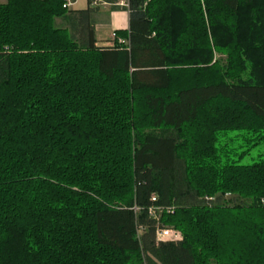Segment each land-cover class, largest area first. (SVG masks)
Segmentation results:
<instances>
[{"label": "trees", "instance_id": "16d2710c", "mask_svg": "<svg viewBox=\"0 0 264 264\" xmlns=\"http://www.w3.org/2000/svg\"><path fill=\"white\" fill-rule=\"evenodd\" d=\"M91 2L0 3V264H264V160L228 148L264 142V0H128L104 47Z\"/></svg>", "mask_w": 264, "mask_h": 264}, {"label": "rangeland", "instance_id": "374dc122", "mask_svg": "<svg viewBox=\"0 0 264 264\" xmlns=\"http://www.w3.org/2000/svg\"><path fill=\"white\" fill-rule=\"evenodd\" d=\"M6 1L7 0H5L3 3H5ZM102 1L105 2V0H102ZM127 1L128 0L119 1V2H121L120 6H122L124 4L127 5ZM86 6H87V0H75V3L73 4V7L76 8V9H84ZM102 6H104V5H102ZM120 6L118 5V7H120ZM54 24H55L56 27H60V28H63V29H65V28L67 29V26H68V23L62 17H55L54 18ZM111 40H112V43H111L112 45H114V44H127L128 43V40H127L126 36H124V35L121 36V35H118L117 33H116L115 36L111 35ZM4 49L5 50H12V47L10 45H5ZM215 56L217 58L222 59L223 62H225V60H226V55L225 54H221V55L215 54ZM241 76L243 77V79H249L250 78V69H249V67H247V70ZM228 139L229 138L224 137L222 142H227ZM230 147L232 149H234V150H231V151L235 152V154H233L232 157H231L232 161H234L235 163H238V164H250L253 161H256L258 159H263L264 160V142H261V143L255 145V146H251L250 148H247L246 145L241 144V138H239L238 140H235L232 143L228 142V148L230 149ZM246 149H248V152H245L243 154H239V152L241 150H246ZM153 196H155L156 199H158L157 198V194L155 192H153L151 194V197H153ZM229 197H230V195L227 194L226 198H229ZM156 202H157V200L155 202H152L153 206H151V207L155 209V213H156L159 225L160 226H164V227H168V228L172 229L174 232H177L178 233L177 234L178 237L182 240L183 239V233L179 229H177V228H175L173 226H170V225H164L162 223V220H161V218L163 217L164 214L172 213L173 209H171L172 211L170 212L169 209L162 208L161 205L156 204ZM261 202L264 203V199L263 198L261 199Z\"/></svg>", "mask_w": 264, "mask_h": 264}, {"label": "crops", "instance_id": "0c3cea01", "mask_svg": "<svg viewBox=\"0 0 264 264\" xmlns=\"http://www.w3.org/2000/svg\"><path fill=\"white\" fill-rule=\"evenodd\" d=\"M4 1L5 0H0L1 3H3ZM69 1L70 4L67 7V10H79L73 7L75 0H69ZM119 1L122 0H105V4H101L99 6H92L93 8H95V11L93 13V21H94L96 46L98 47L111 46L112 32L128 29L129 26V11L127 9L128 5H125L123 3L124 5L120 6L121 2ZM87 5H88V0H87ZM118 5L120 7H118ZM67 30H69V26H67Z\"/></svg>", "mask_w": 264, "mask_h": 264}, {"label": "built area", "instance_id": "2783aa9c", "mask_svg": "<svg viewBox=\"0 0 264 264\" xmlns=\"http://www.w3.org/2000/svg\"><path fill=\"white\" fill-rule=\"evenodd\" d=\"M105 2L102 1V0H93L91 2V5L92 6H99L101 4H104ZM70 4V1L69 0H64V3H63V7L67 8ZM128 5V4H127ZM113 36L116 35L115 32L112 33ZM157 199L155 196L151 197V203L152 202H155ZM151 206H153V203L150 204L147 208V211H148V215L149 217L153 218L155 221H156V231H155V239H156V242L159 243V242H164V241H178V240H181L179 237H178V233L177 232H174L172 229L168 228V227H164V226H160L159 223H158V220H157V216H156V213H155V209L152 208ZM162 208H167L169 209V211L171 212L172 208L171 207H163L161 206ZM135 211L138 210V208L136 206H134L133 208ZM140 230H138V235L140 234Z\"/></svg>", "mask_w": 264, "mask_h": 264}]
</instances>
